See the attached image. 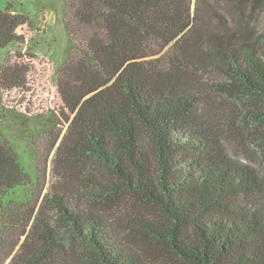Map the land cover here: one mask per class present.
Wrapping results in <instances>:
<instances>
[{
	"label": "trees",
	"instance_id": "16d2710c",
	"mask_svg": "<svg viewBox=\"0 0 264 264\" xmlns=\"http://www.w3.org/2000/svg\"><path fill=\"white\" fill-rule=\"evenodd\" d=\"M241 12L242 0H64L56 66L14 49L36 24L0 10V264H148L150 250L264 264V174L228 156L204 88L221 79L211 90L264 125V33ZM14 119L66 131L53 147L64 182L41 200H8L32 183L4 133ZM125 201L145 212L122 225Z\"/></svg>",
	"mask_w": 264,
	"mask_h": 264
},
{
	"label": "rangeland",
	"instance_id": "374dc122",
	"mask_svg": "<svg viewBox=\"0 0 264 264\" xmlns=\"http://www.w3.org/2000/svg\"><path fill=\"white\" fill-rule=\"evenodd\" d=\"M193 0V7L196 6ZM8 4L23 14L29 15L36 24V36L29 46H15L30 50L39 57L51 60L59 66L66 58L68 38L63 22L64 0H0V10ZM237 5L240 6L238 3ZM243 18L249 21L255 29L264 33V0H242ZM240 12V11H239ZM7 52L0 53V63L3 62ZM221 82V79L213 75L204 77V88L215 110L216 126L224 139V148L230 158L246 165L254 167L264 174V125L258 123L243 124L246 110H253L256 106L251 103H243L231 100L211 90V83ZM10 118V117H9ZM8 128L4 130L5 136L15 150L19 162L25 172L30 176L31 186L25 190L19 189L8 200L14 202L28 199L40 200L60 185L63 175L60 162H56L54 142L59 135L65 134V129L56 127L47 119L26 120L14 119L4 121ZM65 191L71 193L72 198H77L76 188L78 183L70 180ZM33 194V196H32ZM49 213V211L45 210ZM144 208L139 204L125 201L116 219L124 223L127 219H133L137 214H144ZM51 214V213H50ZM52 215V214H51ZM115 220V217H113ZM124 225V224H122ZM21 237V230L17 232L14 241ZM148 264H183L172 257L148 251L145 253Z\"/></svg>",
	"mask_w": 264,
	"mask_h": 264
}]
</instances>
